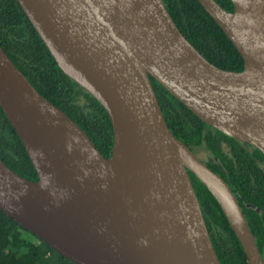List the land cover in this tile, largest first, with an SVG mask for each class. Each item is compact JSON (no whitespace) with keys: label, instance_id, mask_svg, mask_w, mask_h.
Returning <instances> with one entry per match:
<instances>
[{"label":"water","instance_id":"water-1","mask_svg":"<svg viewBox=\"0 0 264 264\" xmlns=\"http://www.w3.org/2000/svg\"><path fill=\"white\" fill-rule=\"evenodd\" d=\"M198 0L243 70H222L162 0H16L61 72L105 110V158L0 46V108L37 180L0 160V211L73 264H220L189 173L247 258L264 264L228 184L174 137L150 78L199 120L264 156V0Z\"/></svg>","mask_w":264,"mask_h":264},{"label":"trees","instance_id":"trees-1","mask_svg":"<svg viewBox=\"0 0 264 264\" xmlns=\"http://www.w3.org/2000/svg\"><path fill=\"white\" fill-rule=\"evenodd\" d=\"M162 1L181 33L208 62L226 71L243 70V59L198 0ZM215 1L233 12L230 0ZM0 46L33 87L69 116L109 158L112 128L108 115L90 94L61 72L16 0H0ZM150 81L171 133L217 173L236 196L264 262V156L206 125L154 79ZM0 160L19 176L37 180L21 140L1 108ZM189 176L220 264H248L214 197L194 175ZM0 264L73 263L0 211Z\"/></svg>","mask_w":264,"mask_h":264}]
</instances>
